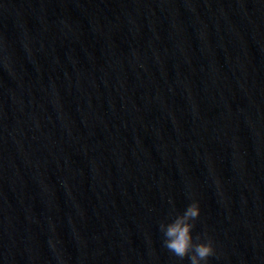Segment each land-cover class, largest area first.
Wrapping results in <instances>:
<instances>
[{
    "label": "water",
    "instance_id": "1",
    "mask_svg": "<svg viewBox=\"0 0 264 264\" xmlns=\"http://www.w3.org/2000/svg\"><path fill=\"white\" fill-rule=\"evenodd\" d=\"M194 201L264 264V0H0V264H189Z\"/></svg>",
    "mask_w": 264,
    "mask_h": 264
},
{
    "label": "clouds",
    "instance_id": "2",
    "mask_svg": "<svg viewBox=\"0 0 264 264\" xmlns=\"http://www.w3.org/2000/svg\"><path fill=\"white\" fill-rule=\"evenodd\" d=\"M201 214L200 203L194 201L182 213L175 214L159 226L163 246L181 260L187 258L189 264H210V257L216 253L211 239L204 240L194 235V222Z\"/></svg>",
    "mask_w": 264,
    "mask_h": 264
}]
</instances>
